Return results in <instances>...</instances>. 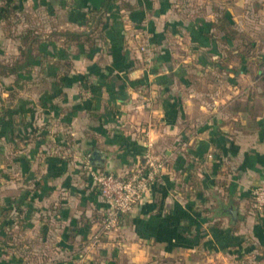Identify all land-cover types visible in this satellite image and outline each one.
I'll return each instance as SVG.
<instances>
[{
  "label": "crops",
  "instance_id": "crops-1",
  "mask_svg": "<svg viewBox=\"0 0 264 264\" xmlns=\"http://www.w3.org/2000/svg\"><path fill=\"white\" fill-rule=\"evenodd\" d=\"M10 45L35 59L0 71V264H264V0H0ZM148 152L163 173L105 232L89 168Z\"/></svg>",
  "mask_w": 264,
  "mask_h": 264
},
{
  "label": "built area",
  "instance_id": "built-area-1",
  "mask_svg": "<svg viewBox=\"0 0 264 264\" xmlns=\"http://www.w3.org/2000/svg\"><path fill=\"white\" fill-rule=\"evenodd\" d=\"M148 45L141 41L137 50L146 52ZM264 73V63L262 66ZM165 169V162L156 158L151 152L145 156V162L125 175H116L106 171L89 168V173L98 187L103 201L110 208V215L103 222L105 232L116 228L120 215L131 213L136 205L151 191L158 177ZM254 207L264 213V186L253 191Z\"/></svg>",
  "mask_w": 264,
  "mask_h": 264
},
{
  "label": "trees",
  "instance_id": "trees-1",
  "mask_svg": "<svg viewBox=\"0 0 264 264\" xmlns=\"http://www.w3.org/2000/svg\"><path fill=\"white\" fill-rule=\"evenodd\" d=\"M14 12L15 11H13V9L9 8L6 11H3L2 15H3L4 18H10L14 14ZM26 33H28V34L23 35L22 36L23 39L27 38L28 40L33 42L34 41L33 40L34 38L32 36L33 33L31 31H28ZM64 36H66L70 40L76 41V42L77 41L80 42V40L82 38V36L78 35V34H66ZM22 54L25 56V61L23 63H19V61H14V62H12L9 65H4V64L0 63V71H1V73L13 74V73H17V72L23 71V70H25L28 73L29 69L32 68L33 62H34V59H35V56L32 54V46H31V48L29 47L28 49H26V51H22Z\"/></svg>",
  "mask_w": 264,
  "mask_h": 264
},
{
  "label": "rangeland",
  "instance_id": "rangeland-1",
  "mask_svg": "<svg viewBox=\"0 0 264 264\" xmlns=\"http://www.w3.org/2000/svg\"><path fill=\"white\" fill-rule=\"evenodd\" d=\"M137 38L142 40L143 37L141 34H139ZM15 56H17V47L15 45H10L3 49L2 57L10 63L13 62V57Z\"/></svg>",
  "mask_w": 264,
  "mask_h": 264
},
{
  "label": "water",
  "instance_id": "water-1",
  "mask_svg": "<svg viewBox=\"0 0 264 264\" xmlns=\"http://www.w3.org/2000/svg\"><path fill=\"white\" fill-rule=\"evenodd\" d=\"M94 156H95V157H94ZM94 156H93V157H94L95 159H94L93 161H96V160H98V159H97V157L99 156V153H98V152H96V153L94 154ZM96 166H98V167H100V168L102 167V165H101L100 163H97V165H96ZM106 172H107V171H106ZM108 173H110V172H108Z\"/></svg>",
  "mask_w": 264,
  "mask_h": 264
}]
</instances>
